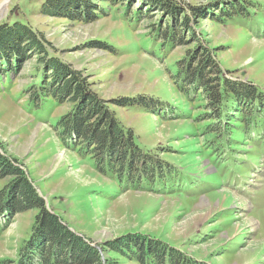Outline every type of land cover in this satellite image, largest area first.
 Masks as SVG:
<instances>
[{
  "label": "rangeland",
  "instance_id": "1",
  "mask_svg": "<svg viewBox=\"0 0 264 264\" xmlns=\"http://www.w3.org/2000/svg\"><path fill=\"white\" fill-rule=\"evenodd\" d=\"M89 1L95 6L84 11L46 14L44 0H0V25L20 21L42 32L148 154L137 164L150 171L140 180L96 167L55 128L79 96L31 99L50 70L22 45L10 50L15 38L2 42L0 151L70 231L101 251L94 263L68 253V264H143L135 253L148 240L183 255L180 264H264V105L240 106L230 92L217 121L180 77L184 64L209 53L227 79L250 82L264 99V0H175L172 12L145 0ZM129 96L151 104L123 105ZM202 197L208 205L195 207ZM37 213L14 212L7 223L0 216V264L39 263L27 244L43 243L32 234Z\"/></svg>",
  "mask_w": 264,
  "mask_h": 264
},
{
  "label": "trees",
  "instance_id": "2",
  "mask_svg": "<svg viewBox=\"0 0 264 264\" xmlns=\"http://www.w3.org/2000/svg\"><path fill=\"white\" fill-rule=\"evenodd\" d=\"M145 1L155 9H164L169 12H172L177 6L175 0ZM93 6L95 5L91 4L89 0H44L42 4L43 12L46 14L54 11L60 12L63 9L84 11ZM14 38L17 41L10 50L15 53L16 46L22 45L26 51L40 54L47 70H50L47 76L48 81L33 84L30 88L31 99L45 95L53 98L55 102H62L64 97L71 95L72 100L77 96L82 100L81 103H75L68 113L61 115L56 120L55 128L62 134L63 141L72 145L73 143L81 144L82 150L92 154L96 167L103 172H105V168L111 169L119 180L127 177L132 181V175L138 176V180H140V171L146 176L149 175V169L143 167L137 169L140 158H144L148 154L143 152L135 141L131 128L124 126L120 120L113 116L110 109L83 85L82 80L76 77L79 73L71 70L69 64L58 57L56 49L43 37L42 32L36 31L20 21L1 24L0 45L4 40L9 41ZM172 42L175 43V40L172 39ZM49 47L51 49H48ZM22 53L24 55L23 50ZM44 55L47 56L43 58ZM183 71L180 75L182 84L200 90L205 97L207 107L212 111L211 117L217 118V121L220 120L226 95L230 92L233 94L231 95L233 102L236 100L240 106L248 103L253 109H256L257 104L264 105V99L260 97L263 90L257 88L260 94L257 96L254 92L255 88L247 84L250 82L244 84V81L227 79L221 66L212 59L209 53H202L195 66L184 64ZM136 98L129 96L125 101H122V104L125 106L151 104L147 103L145 98ZM34 106L38 107L39 103H34ZM244 117L246 120L247 116ZM214 128L216 129V127ZM68 138H74V141L68 143ZM1 153L0 151V180L6 176L13 178L0 188V216H5V223H7L11 213L31 208L38 209L32 234L44 237L42 246L38 248L36 243L33 245V237L27 241L30 248H37L35 254L39 261L37 264H68L67 255L72 252L75 255V263L99 261L100 248L81 240L77 234L70 231L63 223L62 218L49 209L43 197L28 180L24 169L18 166L15 160H10ZM135 162H137L136 165ZM150 241L141 242L138 249L140 255L135 253V256H139L143 264L149 262L180 264L179 262L183 261L181 259L183 255L181 256L180 253L175 256L174 252L171 253L173 250L169 252L170 249L164 253L163 245L160 243L150 244ZM32 262L30 264L34 263Z\"/></svg>",
  "mask_w": 264,
  "mask_h": 264
},
{
  "label": "bare ground",
  "instance_id": "3",
  "mask_svg": "<svg viewBox=\"0 0 264 264\" xmlns=\"http://www.w3.org/2000/svg\"><path fill=\"white\" fill-rule=\"evenodd\" d=\"M14 113V112H13ZM12 115H15V114H12ZM14 119V118H13ZM227 198V195L225 196ZM197 203L195 204V207H205L208 205V203L206 202V198L205 197H202L200 198V200L196 201Z\"/></svg>",
  "mask_w": 264,
  "mask_h": 264
}]
</instances>
